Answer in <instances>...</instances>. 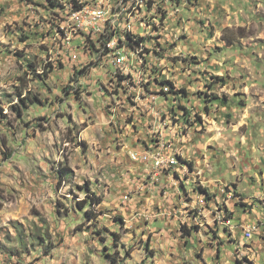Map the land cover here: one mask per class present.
Masks as SVG:
<instances>
[{"label": "rangeland", "instance_id": "374dc122", "mask_svg": "<svg viewBox=\"0 0 264 264\" xmlns=\"http://www.w3.org/2000/svg\"><path fill=\"white\" fill-rule=\"evenodd\" d=\"M74 1L81 9L55 0L47 19L83 14L97 0ZM101 3L111 24L118 0ZM47 4L0 0V264H151L155 257L157 264H264V0L133 1L115 34L126 45L129 37L146 39L124 54L122 94L100 75L103 43L83 44L73 60L55 54L50 39L68 30L69 19L37 28ZM102 38L106 31H95ZM149 90L155 117L136 106ZM120 95L129 106L117 111ZM213 95L226 101L211 102ZM151 120L163 129H152ZM160 142L177 169L160 176L167 192L155 187L152 198L142 186L150 182L147 164L129 153ZM130 190L134 198L124 202ZM91 194L101 200L96 206ZM166 200L202 223L137 219L149 208L175 216ZM88 209L96 216L87 217ZM246 223L259 225L251 239L243 237ZM170 247L185 252L166 256Z\"/></svg>", "mask_w": 264, "mask_h": 264}, {"label": "built area", "instance_id": "2783aa9c", "mask_svg": "<svg viewBox=\"0 0 264 264\" xmlns=\"http://www.w3.org/2000/svg\"><path fill=\"white\" fill-rule=\"evenodd\" d=\"M133 1L140 0H118V5L116 7L115 13L113 14V21L111 24H104V11H106V8L103 7V3H101V0H97L93 4L89 5V10H87V12H84L83 14H75L74 12H67L66 10L61 14H58V21L59 19H69L68 30H64L62 32H55V37L53 39H50V41H54L56 44L55 54H58V56L60 57L61 55L63 57H67L69 60L76 59L80 55L79 51L83 52V44L103 43V50H97V52L98 54L103 56V61H105L107 64L105 65L107 67V70L100 71V75L103 77L105 75L107 77V84L116 83V91H113V94H122V87H119V79H121L120 68L122 67V60L124 54H126L129 50V45L123 43L122 34H115V23L122 22V15H124V12L127 11V6ZM154 20L155 17L149 19V24H151ZM58 21L47 20V24H49V30H54V24L58 23ZM139 28H141L143 32L145 27L139 25ZM97 30L106 31V38L95 39V31ZM76 40H79V42L76 43ZM112 48H119V55H112ZM150 56L151 58L148 57V60L151 61L153 60L152 57L154 56V53L150 52ZM109 59H116V66H113L112 71L109 70ZM98 64V61H96V63L93 65ZM134 75L136 77V63ZM150 93L151 92L149 90L144 97H139V102L136 106L142 105L150 108V113H152V115L155 117L156 114H159V110L156 106H154L156 105V97L154 95L151 96ZM170 113L171 111H169V116ZM152 124L154 125V120H152ZM129 155L132 161L143 162L147 164L148 167L146 170V175H148V179L150 180V182L146 184V187H148V184H151L150 189L158 187L159 190L162 191L164 189L166 191L167 186H165L164 182L161 184L160 187V176L165 174L166 172L176 170L177 167L176 163L173 162L171 159L170 151H164V149H162V142H160V144H154V150L144 149L142 151H130ZM140 189L143 191V188L140 187ZM133 198L134 192L132 190H130L123 197L124 202H129ZM182 214L185 215L183 212ZM169 216L171 215H167L165 210L162 211L160 208H157L153 212H149L147 210L144 212H138V214L136 215L137 219H140L142 217H146L147 219L157 217L167 218ZM182 216L178 218L179 221L181 223L187 224V220L185 218L181 220ZM214 219L220 220L221 217L216 215ZM257 229H259V225L246 223V225H244L242 229L243 237L246 239H251Z\"/></svg>", "mask_w": 264, "mask_h": 264}, {"label": "trees", "instance_id": "16d2710c", "mask_svg": "<svg viewBox=\"0 0 264 264\" xmlns=\"http://www.w3.org/2000/svg\"><path fill=\"white\" fill-rule=\"evenodd\" d=\"M39 1H42V3L44 2V1H46V0H39ZM70 1V0H69ZM73 2H74V5H75V7H76V9H80L81 8V5L80 4H76L77 2L76 1H74V0H72ZM40 5H42V4H40ZM55 5V0H48V4L47 5H45L44 6V12L45 13H47L46 15V17H45V20H41V21H39V24L38 25H36V27L38 28V26L39 25H41V26H43L42 25V21H44L43 22V24H45V21L47 22V17H48V15H49V13H50V11H51V8H53V6ZM55 7H59V6H55ZM52 13H55V12H53L52 11ZM161 18H165V13L164 14H162L161 15ZM45 27H46V24H45ZM43 34H45L46 32H44V30H43V32H42ZM38 34H40V32L38 31V30H35V32H33V38L34 39H36L37 38V36H38ZM27 37L28 36H26V39H27ZM23 40H26L25 38H22ZM145 37H143V36H140V37H138L136 40H132L130 37L128 38V40H129V42H128V44H129V46L130 47H133V45L135 44V45H138L140 42H144L145 41ZM93 45V44H92ZM156 51V54L158 53V51L157 50H155ZM60 60V59H59ZM60 65V67H62V63H60L59 64ZM53 67H56V66H53V65H49L48 66V69H51L52 70V68ZM156 65H154V66H150V68H151V70H155L156 69ZM48 71H50V70H48ZM47 71V72H48ZM85 71V70H84ZM84 71H81V73H83ZM219 79V78H218ZM221 80H223V78H220ZM165 83H169V85L171 86L170 87V91L171 92H176L179 96H183V97H186V95L188 94V92H187V90L185 89V88H181V89H179V90H175V88H173L174 86H172L173 84L171 83V81H169V80H167V81H165ZM161 92L162 93H166L164 90H161ZM180 101V100H179ZM211 102H214V101H221V102H225L226 101V98H220V97H218V96H216V95H213L212 97H211V100H210ZM178 107L179 108H181L182 109V111H184V115H188L189 113H188V111L190 110L189 109V107H187L185 104H182L181 102H180V104L178 105ZM170 111H172L171 113L173 114V115H176V112H174V108L172 109L171 108V110ZM201 118L198 116V120H200ZM149 123H152V120L149 122ZM158 142V139L156 138V139H154V143H157ZM179 158V160L180 161H182V159H181V156H179L178 157ZM182 163H183V161H182ZM184 164V163H183ZM189 165H190V168H192L193 166H192V164H191V162H189L188 163ZM64 172H65V174L67 175L68 174V168L67 167H63V169H62ZM182 180V179H181ZM200 190H202L203 192H205L206 193V198L207 199H210V196H209V194H208V190H207V188H202V187H200ZM91 197L90 198H92V199H90V203H92L93 205H97V204H99L100 202H101V200H98L97 199V197L94 195V194H91L90 195ZM86 204H87V202L86 201H83V202H78V206L81 208V209H83V208H85L86 207ZM86 214H87V217H95L96 216V212H93V210H91V209H88L87 211H86ZM184 227V226H183ZM188 233V232H187Z\"/></svg>", "mask_w": 264, "mask_h": 264}, {"label": "crops", "instance_id": "0c3cea01", "mask_svg": "<svg viewBox=\"0 0 264 264\" xmlns=\"http://www.w3.org/2000/svg\"><path fill=\"white\" fill-rule=\"evenodd\" d=\"M87 50H89V49H87ZM90 51V50H89ZM110 96H111V94H110ZM120 96H122V95H120ZM112 97H110V99H111ZM114 101L118 104V106H117V111H120V109L121 108H125V107H127V106H129V103L125 100V97L124 96H122V99H117L116 98V96H114ZM121 102H123V104H121ZM162 127V125L159 123V122H157V121H155L154 120V125L152 126V129H155L156 128V130L155 131H157L158 129H160ZM162 129H163V127H162ZM153 131V130H152ZM182 167H183V169H184V164L183 165H181ZM180 166V167H181ZM162 178H163V176H162ZM164 181V180H163ZM165 183V182H164ZM143 186V185H142ZM149 188H147L146 187V184L144 185V188L148 191H150V193H152V194H154L153 195V197L152 198H155L154 196L156 195V192H154V191H152L151 189H150V184H148L147 185ZM165 186H166V184H165ZM169 188V187H168ZM166 191H167V187H166ZM165 195V194H164ZM164 195H162L161 197H163ZM166 195H167V193H166ZM169 199V198H168ZM149 200H151V199H148V201ZM167 208H170V207H172L173 209H168V210H172L173 211V214L175 215V216H170V217H167V218H163V219H165L164 220V222L162 221V223H163V225H168L169 223H171V224H177V222H176V220H175V218L174 217H176V219L178 220V218L181 216V215H183L182 214V212H178L177 214H176V212H175V209H176V205L174 204V202L173 201H171V200H166V202H165V204H164ZM154 210H156V209H154V208H149L148 209V211L149 212H151V211H154ZM186 219L187 220V224L188 225H190L189 224V221H191V222H193V223H202L201 221H200V219L198 218V217H192L193 218V220H192V218H191V216L189 217L188 215H183L182 216V218H181V220H183V219ZM165 221H167V222H165ZM229 224H230V227L232 226V224H231V222H230V220H228L227 221ZM166 223V224H165ZM178 223H179V221H178ZM181 225H186V223H180ZM180 225V226H181ZM233 227V226H232ZM231 227V228H232ZM156 228V227H155ZM162 229V231H165V234L167 235V236H170V234L167 232V229H165V228H161ZM234 235V234H233ZM191 236V235H190ZM175 238H177V236H175L174 237V239ZM184 238H187V236L186 237H184ZM191 240V241H190ZM189 241H190V243L192 242V240L193 239H190ZM168 241H169V239H168ZM189 242H187L186 240H184V244H183V246H186V244H188ZM183 248V247H182ZM182 248H180L181 249V251L178 249V251H175V252H171V250H172V248L170 247V248H168L169 250H166V256H168L167 254H171V255H178V256H181V254L183 253V252H185L184 250H182ZM165 250V249H164ZM162 262H163V260L162 259H160ZM157 261H158V259L155 257V260L154 261H152V263L151 264H157ZM160 264H163V263H160Z\"/></svg>", "mask_w": 264, "mask_h": 264}, {"label": "bare ground", "instance_id": "6f19581e", "mask_svg": "<svg viewBox=\"0 0 264 264\" xmlns=\"http://www.w3.org/2000/svg\"><path fill=\"white\" fill-rule=\"evenodd\" d=\"M81 9V8H80ZM137 52L139 53V50H137ZM125 60V58L123 57V60H122V63H123V61ZM174 159V158H173Z\"/></svg>", "mask_w": 264, "mask_h": 264}]
</instances>
